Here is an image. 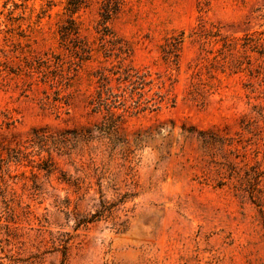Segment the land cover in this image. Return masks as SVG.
Instances as JSON below:
<instances>
[{
	"label": "rangeland",
	"instance_id": "1",
	"mask_svg": "<svg viewBox=\"0 0 264 264\" xmlns=\"http://www.w3.org/2000/svg\"><path fill=\"white\" fill-rule=\"evenodd\" d=\"M67 4L0 0V264H264V178L238 190L264 171V59L224 48L264 32V0H126L105 24L92 0L63 37ZM135 72L149 107L107 131L100 77L129 106Z\"/></svg>",
	"mask_w": 264,
	"mask_h": 264
},
{
	"label": "trees",
	"instance_id": "2",
	"mask_svg": "<svg viewBox=\"0 0 264 264\" xmlns=\"http://www.w3.org/2000/svg\"><path fill=\"white\" fill-rule=\"evenodd\" d=\"M92 0H68L67 10L71 14V18L67 20L69 23V27H62V36L69 37L72 32L78 34V28L76 26V21L72 18V15L78 13L81 9L88 7L89 2ZM101 4V16L103 19V24L108 22L114 15L119 13L125 4L126 0H98ZM106 28V27H105ZM184 42V36L182 34L177 36L168 37L165 40V45L163 46V51L166 54L165 57L169 60L172 58H178V51L181 49L182 44ZM87 45H81L79 52L80 59L82 61H86L91 59V52L86 47ZM264 32L261 33L259 36L254 37L253 35H247L244 38L235 39V40H228L224 41V48L231 50L238 47H241L245 52H251L257 55V59H264ZM247 66H244V63H240L238 65L237 72H245L246 70L249 71V75L252 77H259L261 73V66L259 65L256 68H253V63L251 59H248ZM127 73V71H126ZM101 91H97V96L90 101V104L93 106L94 111L106 110L108 114V118H106V126L104 127L107 131L114 129L117 123L122 119L125 113L131 112L132 110H138L142 105H145V109L149 107L151 101H143L144 93L143 90L146 85L150 84L147 81V75L141 74L140 72H135L134 74L128 73L123 81L129 82V86L132 87L131 94L138 95L139 99L133 101L134 104L127 105V98L124 94H116L108 88V84L110 83L109 77L106 75H101ZM264 82V79H263ZM198 94V93H197ZM134 97H132V100ZM162 101V99H161ZM113 108H122V114H116L113 111ZM33 143L44 147L49 143H53L56 145V149H60L61 141H57L53 138V136H46V135H38L35 133L34 137L31 140ZM42 169L51 172L47 167H41ZM253 172H247L245 174V182H241L238 190L241 191L243 194H248L250 199L254 201L255 194L260 191L259 183H261V179L264 178V171L258 169V167L253 168ZM102 213L95 214L92 217H85L84 219L79 221V225L91 223L97 218H100ZM61 236H69L67 239H59L61 245H63V253H67L68 247L67 243L71 239V236L67 234H61Z\"/></svg>",
	"mask_w": 264,
	"mask_h": 264
}]
</instances>
